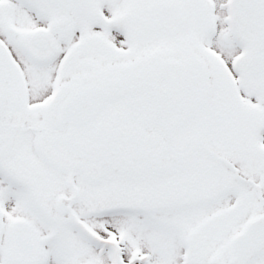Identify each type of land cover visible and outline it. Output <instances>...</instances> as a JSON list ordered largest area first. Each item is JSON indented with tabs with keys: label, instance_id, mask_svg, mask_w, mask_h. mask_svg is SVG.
<instances>
[{
	"label": "snow or ice",
	"instance_id": "6c2138e0",
	"mask_svg": "<svg viewBox=\"0 0 264 264\" xmlns=\"http://www.w3.org/2000/svg\"><path fill=\"white\" fill-rule=\"evenodd\" d=\"M0 264H264V0H0Z\"/></svg>",
	"mask_w": 264,
	"mask_h": 264
}]
</instances>
